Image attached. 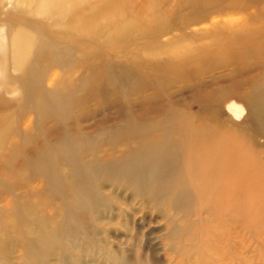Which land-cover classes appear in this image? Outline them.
I'll use <instances>...</instances> for the list:
<instances>
[{
    "label": "rangeland",
    "instance_id": "1",
    "mask_svg": "<svg viewBox=\"0 0 264 264\" xmlns=\"http://www.w3.org/2000/svg\"><path fill=\"white\" fill-rule=\"evenodd\" d=\"M254 11L0 0V264H264Z\"/></svg>",
    "mask_w": 264,
    "mask_h": 264
},
{
    "label": "bare ground",
    "instance_id": "2",
    "mask_svg": "<svg viewBox=\"0 0 264 264\" xmlns=\"http://www.w3.org/2000/svg\"><path fill=\"white\" fill-rule=\"evenodd\" d=\"M246 16H245V18H242V19H239V20H237V21H244L245 19H252V17H255V18H257V17H262L263 15H264V12H261V13H259V12H256V11H254V12H250V13H247V14H245ZM250 19V20H251ZM254 19V18H253ZM247 20V21H248ZM246 21V22H247ZM245 24V23H244ZM248 24V23H247ZM247 26V25H246ZM262 33V32H261ZM264 33V32H263ZM264 36V35H263ZM248 37H250V36H248ZM263 41H264V38H263ZM253 42H255V41H253ZM256 45H257V49H256V52L259 50V49H261L262 47H263V49H264V43H255ZM229 148H231V146H224L222 149L223 150H226V149H229ZM252 167H254L253 165H252ZM261 167V166H260ZM262 167H264V163L262 164ZM252 170H255V168H251L250 170H248V171H252ZM254 175H256V173L254 174Z\"/></svg>",
    "mask_w": 264,
    "mask_h": 264
}]
</instances>
